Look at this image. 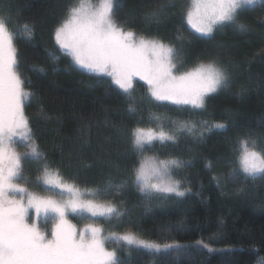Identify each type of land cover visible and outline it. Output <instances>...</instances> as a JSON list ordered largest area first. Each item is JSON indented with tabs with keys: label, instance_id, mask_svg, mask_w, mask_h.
I'll use <instances>...</instances> for the list:
<instances>
[{
	"label": "trees",
	"instance_id": "obj_1",
	"mask_svg": "<svg viewBox=\"0 0 264 264\" xmlns=\"http://www.w3.org/2000/svg\"><path fill=\"white\" fill-rule=\"evenodd\" d=\"M71 3L0 0V18L10 31L23 23L34 26L31 40L14 43L25 89L34 93L25 101V114L47 163L86 197L111 200L124 211L116 219L93 218L105 236L132 231L144 240L183 249L155 252L116 243L124 264H264V178L245 179L234 151L238 136L264 137V0L240 13L246 30L229 24L206 36L182 20L181 8L190 6V0H118V22L128 20L126 27L137 34L181 48V72L216 60L229 73V86L209 94L205 109L156 101L146 83L135 79L136 114L128 111L127 95L110 84V77L88 73L55 51L54 30ZM152 11H160V24L146 22ZM180 35L183 40L177 39ZM203 121L228 127L204 131L201 137L207 127ZM181 122L196 127L191 133L177 131ZM159 125L176 140L154 141V150L146 155L186 162L172 172L184 196L146 197L128 179L137 159L130 132L137 126L159 131ZM22 143L17 145L21 152ZM258 145L264 148V141ZM23 168L32 181L27 187L39 191L37 165L25 162ZM126 179L122 190L109 187ZM70 219L78 229L84 227L78 215Z\"/></svg>",
	"mask_w": 264,
	"mask_h": 264
},
{
	"label": "snow or ice",
	"instance_id": "obj_2",
	"mask_svg": "<svg viewBox=\"0 0 264 264\" xmlns=\"http://www.w3.org/2000/svg\"><path fill=\"white\" fill-rule=\"evenodd\" d=\"M256 3L257 0H191L190 6L181 8V17L203 35H211L218 27L229 24L243 31L246 25L239 23L240 13ZM118 6V0H72L54 30L58 45L55 51L69 55L88 73L110 77V84L127 95L130 113L138 112L133 95L137 77L147 83L154 100L191 105L193 109H205L209 94L229 86V73L216 60L201 62L181 72L178 68L183 63L181 48L158 37L137 34L126 27L128 20L118 22L114 11ZM159 17L160 11L149 12L146 22L160 24ZM33 36V25L23 23L10 31L5 19L0 18V264H124L115 249L106 247V242H124L155 252L183 250L180 245L144 240L132 231L105 236L103 227L93 218L116 219L124 211L111 200L86 197L74 182L64 179L59 168L53 169L47 163L25 114V101L34 93L25 89L14 43L16 39L31 40ZM177 39L184 37L180 35ZM50 55L59 59L55 52ZM203 123L207 127L199 133L201 137L204 131L228 127L219 122ZM195 127L181 122L177 131L187 129L191 133ZM159 128L157 131L137 126L130 132L137 159L128 179L146 197L171 193L184 196L180 182L172 179V172L183 168L186 162L146 155L154 150V141L176 140L162 125ZM254 137V133H247L236 138L234 151L238 153L236 159L245 179L264 178V148L258 145V140L264 141V137ZM21 141L22 152L17 147ZM25 162L37 165L39 174L35 180L39 191L27 187L32 181L24 174ZM235 175L234 172L233 178ZM128 179L109 183V187L122 190ZM94 195L99 197V191ZM69 214L78 215L85 222L84 227L78 229L72 224Z\"/></svg>",
	"mask_w": 264,
	"mask_h": 264
},
{
	"label": "rangeland",
	"instance_id": "obj_3",
	"mask_svg": "<svg viewBox=\"0 0 264 264\" xmlns=\"http://www.w3.org/2000/svg\"><path fill=\"white\" fill-rule=\"evenodd\" d=\"M257 1H259V0H257ZM190 3H191V0H190ZM206 36V35H205ZM135 79H139L138 77L137 78H135ZM140 80V79H139ZM141 81H143V80H141ZM143 82H145V81H143ZM146 83V82H145ZM146 85H147V83H146ZM148 86V85H147ZM149 87V86H148ZM219 91V90H218ZM209 96V95H208ZM207 96V97H208ZM206 97V98H207ZM73 215H76V214H69L68 215V220L72 223V224H74L73 223V221L70 219V217L71 216H73ZM75 225V224H74ZM42 226H45V225H42ZM112 244H113V247H112ZM116 245V243H114V242H106V247L109 249V250H112V249H115L117 252H118V248H117V246L116 247H114ZM118 245H126L124 242H120Z\"/></svg>",
	"mask_w": 264,
	"mask_h": 264
}]
</instances>
